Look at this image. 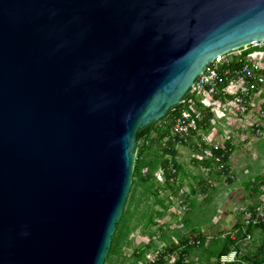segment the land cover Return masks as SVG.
Returning <instances> with one entry per match:
<instances>
[{
    "label": "water",
    "instance_id": "1",
    "mask_svg": "<svg viewBox=\"0 0 264 264\" xmlns=\"http://www.w3.org/2000/svg\"><path fill=\"white\" fill-rule=\"evenodd\" d=\"M260 40L264 0H0V264H104L136 132Z\"/></svg>",
    "mask_w": 264,
    "mask_h": 264
},
{
    "label": "built area",
    "instance_id": "2",
    "mask_svg": "<svg viewBox=\"0 0 264 264\" xmlns=\"http://www.w3.org/2000/svg\"><path fill=\"white\" fill-rule=\"evenodd\" d=\"M263 87L264 40L217 55L208 62L195 79L188 92L190 96L184 97L180 101L179 104L183 106L182 110L175 118V122L170 128L169 136L166 139L177 140L179 144L183 145H191L195 140L192 148L193 159H211L215 170L220 172L219 176L225 180L227 178L225 174L229 171L228 164L231 157L229 153L230 151L232 152L234 139L237 134L234 131H229L223 142L211 143L208 138V132L200 125L202 115L205 112H212L219 119L225 117V111H228L232 115L239 117V119H246L252 111L259 110L261 114L260 106L257 107L256 105V98L261 95ZM192 95L196 96V100ZM217 95L219 96L218 99H216ZM257 103L259 104V101ZM246 128H251V137L264 138V131L258 120L248 121L243 131ZM201 170L207 174L209 168L202 167ZM157 176L160 181L163 180L160 173ZM207 181L210 186H214L210 179ZM177 200L179 201L180 209L174 213L183 216L188 210V206L179 196L174 202ZM240 216L241 228L234 227L235 224L230 232H224L220 236L225 238L227 235L230 240L236 241V244L227 253L222 254L216 263L264 264V259L258 262L242 259L237 248L239 241L252 240L253 235L246 232L248 226L264 225V200L252 210L244 209ZM237 224L239 223L237 222ZM241 231L245 235L239 240L237 239V234ZM207 237L210 238L209 236ZM175 243L178 244V242ZM200 245L201 239L197 235H193L187 237L183 246L199 247ZM160 251H162V246L150 256L152 262L158 259Z\"/></svg>",
    "mask_w": 264,
    "mask_h": 264
},
{
    "label": "trees",
    "instance_id": "3",
    "mask_svg": "<svg viewBox=\"0 0 264 264\" xmlns=\"http://www.w3.org/2000/svg\"><path fill=\"white\" fill-rule=\"evenodd\" d=\"M190 96L186 94L185 97ZM196 100V96L192 95ZM219 96H216L218 99ZM182 104H176L172 106L161 118H159L154 123L140 129L136 132V158L134 163V171L132 175L131 188L119 219L116 225L115 232L112 237L111 245L108 249V253L104 264H125V260L128 258L125 255L124 248L129 247L132 243L131 233L136 229H141L142 231L150 230L153 226L159 223L160 218L164 217L165 210H169L173 201L179 196V192L182 191L183 181L188 176L185 172L183 165L177 160V150L176 146L179 144L177 140H172L171 138L166 139L169 136L170 128L175 122V118L180 114ZM212 112H205L202 115V120L200 125L207 132L210 128L211 121L213 119ZM166 118V123L161 126L158 125V121ZM156 132L154 137H151V133ZM233 149V148H232ZM231 151L229 155H231ZM226 160L227 157H225ZM197 165L205 168H209L207 174L220 175V172L215 170V166L212 164L211 159L197 160ZM159 172L162 176L161 183L156 180L155 174ZM228 173V172H226ZM199 183L201 185V191L203 193H208L210 187L207 181V176L199 173ZM190 185L189 192L192 195L197 193V186ZM184 194L181 193V195ZM188 195V194H187ZM190 197V195H189ZM188 196L184 198V202H187ZM153 204L159 205L165 210H155ZM190 204L194 206V200L191 199ZM186 216L183 218V222L186 221ZM163 226V225H160ZM234 227L241 228V225L236 224ZM264 231V225L258 226H248L246 232L253 233L254 230ZM171 235H162L160 239L167 242V245L162 246V251H160L159 257L155 261L148 260L146 263L145 254L146 252L152 250H158L154 239H157L158 232H150V240L143 247L135 249L129 257H131V262L129 264H168L167 260L172 254L177 255V259L173 264H195L194 261H189L188 254L193 248V246H183L186 242L188 236L181 234L179 230H170ZM223 234V233H222ZM197 235L201 239V245L205 243V238L201 232ZM244 232H239L237 234V239H242L244 237ZM217 236V241L215 245H211L209 248H217L211 254L215 258H219L222 254L227 253L231 247L236 244V241L230 240L226 235L225 238ZM160 237V236H159ZM178 239V244L174 241ZM200 245V246H201ZM239 249V245L237 246ZM255 259V258H254ZM261 260V259H260ZM255 260L253 262H258ZM252 262V261H250Z\"/></svg>",
    "mask_w": 264,
    "mask_h": 264
},
{
    "label": "rangeland",
    "instance_id": "4",
    "mask_svg": "<svg viewBox=\"0 0 264 264\" xmlns=\"http://www.w3.org/2000/svg\"><path fill=\"white\" fill-rule=\"evenodd\" d=\"M167 119L164 118L160 121H158V125L160 124L163 126L166 123ZM249 131L251 133V128H249ZM156 135V132L151 133V137H154ZM251 135V134H250ZM252 141L249 143L251 144L254 142L253 138ZM264 139V138H260ZM248 143V144H249ZM243 145V144H241ZM240 145V146H241ZM246 147L247 145H243V147ZM247 149V147H246ZM137 150V149H136ZM193 158V157H192ZM190 158V152L188 151L186 153H182L180 156L181 164L183 165L185 172L188 174V176L184 179L183 181V188L182 191L179 192V198L184 201V198L188 196L187 202H185L188 206V210L184 213V215H180L177 210L180 209L179 201H173L171 204V207L169 210L162 209L159 205L153 204V208L155 210H165L166 213H164V217L160 218L161 222L157 221V224L153 226L150 230L142 231L141 229H136L134 232L131 233V239L132 243L129 247H125V255L128 257L125 260V264H129L131 262V257L129 255L132 254V252L135 249H141L143 248L151 239L150 238V232L152 231H157L158 237L157 239H154L155 244L158 248L160 246H165L167 245L166 241L161 240L160 238L163 237L165 234L166 235H171L170 230L177 229L181 234L185 235H194L198 233H202L205 238V243L202 246L199 247H193L191 248L189 254H188V259L189 261H194L195 264H217V258L214 257L211 253L214 250H217V248H212L210 249L209 247L211 245H215L217 241V236L224 232H230L232 230V227L234 224L239 223V205H234L236 204L235 201L232 202L231 205V215L229 217L222 216L221 214H215L216 212L218 213V210L220 209V201L224 196V191L228 188V184L226 182L231 179V174L228 171L225 175H227V178L224 180L225 183H221L220 185L216 186V183L214 186H210V189L208 191V195L206 193H203L201 191V185L199 183V177L198 174L201 173L204 176H207V180L210 179L208 174H205L202 170H199L195 168V166L191 163ZM201 168V167H200ZM159 172L155 174L156 180L161 183L160 178L157 176ZM191 175L194 178L195 184L199 183V185L196 187L197 188V193L195 195L190 194L189 186L193 185V183L190 181V176ZM230 178V179H229ZM212 179V178H211ZM228 179V180H227ZM221 187V188H220ZM217 189V190H216ZM180 197V194L183 193ZM188 194V195H187ZM190 195V197H189ZM191 199L194 200V206L190 204ZM214 212V213H213ZM218 217L217 222L214 224V215ZM234 214V218L232 219ZM182 216V217H181ZM186 216V221L183 222V218ZM163 225V226H160ZM234 229V228H233ZM164 234V235H163ZM163 235V236H162ZM207 235L210 236V238L207 237ZM160 236V237H159ZM178 239H175L174 242H178ZM258 238L249 240V241H243L245 245H242V242L239 243V251L241 253V256L243 259L247 260L252 257L253 254H258L259 257L261 255V252L257 250L258 248ZM237 245V246H238ZM153 252L155 251H148L144 255L145 260L144 262L146 263L148 260H150V256L153 255ZM214 258V259H213ZM177 259L176 254H172L169 256V259L167 260L168 264H173L174 261Z\"/></svg>",
    "mask_w": 264,
    "mask_h": 264
},
{
    "label": "crops",
    "instance_id": "5",
    "mask_svg": "<svg viewBox=\"0 0 264 264\" xmlns=\"http://www.w3.org/2000/svg\"><path fill=\"white\" fill-rule=\"evenodd\" d=\"M258 101L259 104L257 103ZM256 105L257 107L260 106L261 114L259 113V110H256L250 112L246 119H239V117H236L228 111H225V117H221L219 119L215 116L213 117V122L207 131L209 136L208 138L211 143L223 142L229 131H234L237 134L236 138L234 139V145L228 164L231 179H227L228 181L226 184H228V188L224 191V196L221 199L222 201H220L221 207L218 210V213L216 212L215 214H221L222 216L229 217L232 214V202L235 201L236 204L234 205H239V226L241 223V212L244 209L252 210L264 200V139H254V142L250 144L249 142L253 139H251V133L249 129L246 128L245 131H243V128L246 126L248 121L251 120H258L261 124L262 130L264 131V87L261 95L256 98ZM194 144L195 140L191 145L178 144L176 146L177 160L180 163V156L182 153L187 154L189 151L190 158L193 157L192 148ZM241 144L247 145V149ZM191 163L195 166V168L201 170L195 159L192 158ZM189 176L190 181L193 183V185H195L194 178L191 175ZM210 181H212L214 184L216 183V186H221V183H225L224 179L219 175L210 176ZM213 217L215 218L213 222L215 224L218 217H216V215ZM233 218L234 214L232 219ZM252 235V239L258 238L257 242L259 244L257 245V250L261 252V255L259 257V255L255 253L250 259H247L246 261L262 260L264 259V231L256 229L253 231ZM241 242L242 245H245L243 244V241ZM240 257L242 258L241 253Z\"/></svg>",
    "mask_w": 264,
    "mask_h": 264
}]
</instances>
